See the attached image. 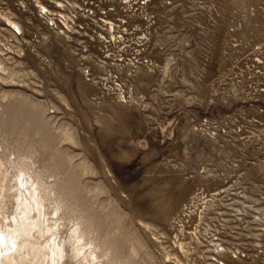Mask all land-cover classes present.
Instances as JSON below:
<instances>
[{"label": "rangeland", "instance_id": "obj_1", "mask_svg": "<svg viewBox=\"0 0 264 264\" xmlns=\"http://www.w3.org/2000/svg\"><path fill=\"white\" fill-rule=\"evenodd\" d=\"M0 164L34 264H264V0H0Z\"/></svg>", "mask_w": 264, "mask_h": 264}, {"label": "bare ground", "instance_id": "obj_2", "mask_svg": "<svg viewBox=\"0 0 264 264\" xmlns=\"http://www.w3.org/2000/svg\"><path fill=\"white\" fill-rule=\"evenodd\" d=\"M109 23V22H108ZM111 26V25H110ZM26 164V163H25ZM1 165V164H0ZM24 166V165H23ZM27 164H26V167L25 168H27ZM29 168V167H28ZM22 169V168H21ZM33 168L31 167V169H28V170H31V172L33 171L32 170ZM25 170V169H24ZM27 170V169H26ZM25 170V171H26ZM27 172V171H26ZM23 173V172H22ZM25 173V172H24ZM17 175V174H16ZM27 175H29V174H27L26 173V175L25 176H27ZM34 175V174H33ZM31 176V175H30ZM36 176V175H35ZM24 177V176H23ZM28 178V177H27ZM39 180V179H38ZM6 183V182H5ZM20 183L22 184L23 183V179H21L20 180ZM26 183V182H25ZM42 183V182H41ZM4 184V183H3ZM43 185H44V183H42ZM56 185L54 186V190L57 192V191H59V193H62V192H60V190H59V187H60V184H58V183H55ZM2 185V184H1ZM27 185L28 184H26V187H27ZM37 186V185H36ZM36 186H29L28 188H26V189H24L23 190V192H24V198H23V203H22V205H21V211H19L18 212V216H20L21 214H22V216H28V215H25L26 213H27V211H29V212H31V213H35V211L33 210V209H29L30 207L29 206H27L25 203L26 202H28V198H27V196L29 195V194H31L32 193V195H36V200L35 201H33L34 202V204H36L37 205V202L39 203L38 205H39V207H44L45 208V205H43V204H45V203H43V199H46L48 196L47 195H51V193L52 192H50V194H45V196L42 194V193H46V192H48L47 190H46V192H45V190L42 192V190H41V187L39 188L40 190H38L37 188H36ZM7 187H9V186H7ZM6 187V188H7ZM44 187V186H43ZM48 188V187H47ZM5 189V184L3 185V186H1V188H0V264H9V263H12V264H34V260H33V258H31V254H30V248H26V245H23V242H22V244H17V251L16 252H14V253H12V251H10L9 250V248H10V246H14V244L12 243V241H11V239L13 238V236L12 235H14V234H12L11 235V233L12 232H14V230H13V227H14V224L12 225V223H9V222H7L9 219H11L10 217H8L9 219L8 220H6V218H5V216H4V214L5 215H7L6 213L7 212H9L10 210L8 209V211H6L5 210V203H7V202H10V200L8 201V200H6V202L4 201L5 199H8V198H10V196H12V194L10 193V191H9V193H7L6 191V189ZM51 189V188H50ZM49 189V190H50ZM37 190V191H36ZM52 191H53V188L51 189ZM50 190V191H51ZM41 193V194H39V193ZM14 193H18V192H14ZM49 193V192H48ZM20 194L22 195V192L20 191ZM18 195V194H17ZM9 196V197H8ZM56 196V193L55 194H53V199L56 201V202H58L57 200H61L60 199V197H55ZM13 198H14V196H13ZM48 198H50V196L48 197ZM50 199H52V195H51V198ZM49 199V200H50ZM13 200V199H12ZM49 200H47V201H49ZM15 202V201H14ZM46 202V201H45ZM55 202V203H56ZM12 203V202H11ZM46 203H48V202H46ZM8 204H10V203H8ZM12 204H14V203H12ZM11 204V205H12ZM78 204V203H77ZM76 205V204H75ZM9 206V205H8ZM47 206V205H46ZM74 206V205H73ZM77 206V205H76ZM74 208H75V206H74ZM5 210V211H4ZM72 210V209H71ZM4 212V213H3ZM6 212V213H5ZM75 212H77V211H75ZM80 212V211H79ZM11 214V213H10ZM12 215V214H11ZM37 215V214H36ZM17 217V216H16ZM31 217V216H30ZM37 217V216H36ZM32 218V217H31ZM75 218V217H74ZM18 219H19V217L16 219H14V222H16V224H19V222H18ZM25 219V218H24ZM27 219V218H26ZM77 219V230H76V232L79 234V236H80V238H79V240H80V243H79V247H77V249H75V253H74V255H78V254H80L82 251H84V246L86 247H92L91 249L92 250H90L89 252V255L87 256V257H85V258H87L89 261H91V262H93L92 261V259H94V257H95V253H96V251H97V253H99V251L101 252V254L102 253H106V252H108L110 249H111V246H110V243H109V241L108 240H103V241H101L100 243L99 242H95L96 240H98V238H96V234H95V236H94V232H95V227H94V221H93V219L91 218V216L88 214V213H79V215H78V217L76 218ZM35 220L36 219H33V221L31 220V222H35ZM10 221V220H9ZM19 221H21V222H23L24 224H26L24 221H22V220H19ZM10 222H12V221H10ZM45 223V222H44ZM23 224V225H24ZM40 228V225L39 224H36V225H34L33 226V229L35 230V234L32 236V238H33V240H31L30 238L28 239V241L29 240H31V242H29L30 244H35V243H37L36 241H38L39 242V240H40V238H41V235H39V237H37L36 236V233L37 232H40L39 229ZM59 230V229H58ZM47 232H49V228H48V226L47 225H45L44 224V227H43V233L45 234V233H47ZM96 233V232H95ZM47 235V234H46ZM91 235H93V238L91 237ZM44 236V235H43ZM53 236V235H52ZM58 236V235H57ZM17 238V237H16ZM28 238V237H27ZM46 238V237H45ZM52 238V237H51ZM51 238H50V240H51ZM18 240V239H17ZM56 240V239H55ZM16 241V240H15ZM47 241V240H46ZM81 242H82V244H81ZM28 243V244H29ZM40 243V242H39ZM49 243V242H48ZM47 243V244H48ZM93 243H97V244H93ZM51 245V244H50ZM30 246V245H29ZM32 246V245H31ZM33 246H35V245H33ZM32 248V247H31ZM51 248V249H50ZM50 248H48V247H46V250H45V253H47V255H48V258H47V260H48V262L47 263H49V264H54L55 262H56V259H57V257L59 256V254H60V252H59V248H57L55 245H51L50 246ZM32 249H34L33 250V252L35 251V248H32ZM50 249V250H49ZM4 250L5 251H7V253H5V254H3L4 253ZM44 250V249H43ZM112 250V249H111ZM136 250L137 249H132V252H131V256L132 257H136L137 256V252H136ZM51 251H53V254L51 253ZM35 252H37V251H35ZM38 252L40 253L41 251L40 250H38ZM100 254V255H101ZM46 256V254H43V253H41L40 255H39V260L40 261H45V259H43V257H45ZM84 259V258H83ZM132 259V258H131ZM14 260L16 261V260H20V262H14ZM38 260V261H39ZM42 263V262H41Z\"/></svg>", "mask_w": 264, "mask_h": 264}]
</instances>
